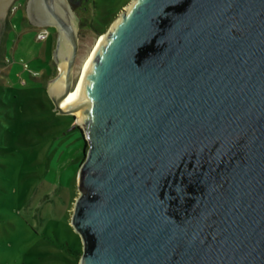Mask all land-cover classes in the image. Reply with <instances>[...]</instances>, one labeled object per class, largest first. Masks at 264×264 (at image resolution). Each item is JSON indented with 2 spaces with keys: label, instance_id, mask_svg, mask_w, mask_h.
I'll return each instance as SVG.
<instances>
[{
  "label": "water",
  "instance_id": "obj_1",
  "mask_svg": "<svg viewBox=\"0 0 264 264\" xmlns=\"http://www.w3.org/2000/svg\"><path fill=\"white\" fill-rule=\"evenodd\" d=\"M25 11L55 30L47 94L86 142L79 264H264V0H131L68 105L78 18L68 0Z\"/></svg>",
  "mask_w": 264,
  "mask_h": 264
},
{
  "label": "rangeland",
  "instance_id": "obj_2",
  "mask_svg": "<svg viewBox=\"0 0 264 264\" xmlns=\"http://www.w3.org/2000/svg\"><path fill=\"white\" fill-rule=\"evenodd\" d=\"M74 1L75 84L100 37L131 0ZM25 3L10 6L0 38V264H79L82 244L70 225L77 175L69 179L86 142L72 129L71 115L53 110L47 83L58 72L54 63L50 73L55 32L38 40L39 27L28 22ZM53 166L59 169L55 184Z\"/></svg>",
  "mask_w": 264,
  "mask_h": 264
},
{
  "label": "trees",
  "instance_id": "obj_3",
  "mask_svg": "<svg viewBox=\"0 0 264 264\" xmlns=\"http://www.w3.org/2000/svg\"><path fill=\"white\" fill-rule=\"evenodd\" d=\"M49 29H50V35H51V31H52L53 33L55 32L54 28L49 27ZM70 119H71V124H72V123H73V122H72V120H73V116H70ZM76 129L78 130V128H76ZM84 159H85V155L82 153L81 158H79L78 162L76 163V165H75L74 168H73V175L70 177L69 180H72V179H74V177H76L77 172H78V169H79L80 165L82 164V162L84 161ZM54 167H55V166L49 168V170H52L51 172H52V174L54 175V176L51 175V178H52V180H51V184H55V183H57L56 181H54V179H55V174L58 173L59 169L54 168ZM59 176L61 177V173L59 174ZM64 180H65V179H64ZM61 182L64 183L62 179H61ZM64 184H65V183H64ZM76 255H77V257H78V258H77V260H78V259L80 258V255H81V251H80V249H79L78 252H76Z\"/></svg>",
  "mask_w": 264,
  "mask_h": 264
},
{
  "label": "bare ground",
  "instance_id": "obj_4",
  "mask_svg": "<svg viewBox=\"0 0 264 264\" xmlns=\"http://www.w3.org/2000/svg\"><path fill=\"white\" fill-rule=\"evenodd\" d=\"M103 36H104V35H102V36L100 37L99 41L97 42V45H98V44L100 43V41L103 39ZM97 45L95 46V49H96ZM95 49H94V51H95ZM94 51L92 52L90 58H89V59L87 60V62L85 63L80 78L75 82L73 89H72L71 92L67 95V97L65 98V100L62 102L63 105H68V104H71V103L73 102V100H74V98H75V96H76V93H77V89H78V86H79V83H80L81 77H82L83 72H84V70H85V67H86L87 63L89 62V60L91 59V57H92Z\"/></svg>",
  "mask_w": 264,
  "mask_h": 264
},
{
  "label": "built area",
  "instance_id": "obj_5",
  "mask_svg": "<svg viewBox=\"0 0 264 264\" xmlns=\"http://www.w3.org/2000/svg\"><path fill=\"white\" fill-rule=\"evenodd\" d=\"M14 10V8H12V11ZM50 35V29L49 27H39V29L37 30V34H36V38L38 40H43L48 38Z\"/></svg>",
  "mask_w": 264,
  "mask_h": 264
},
{
  "label": "flooded vegetation",
  "instance_id": "obj_6",
  "mask_svg": "<svg viewBox=\"0 0 264 264\" xmlns=\"http://www.w3.org/2000/svg\"><path fill=\"white\" fill-rule=\"evenodd\" d=\"M69 2H70V4L72 5L73 3H75V1L74 0H68ZM73 7V6H72ZM10 15H11V13H10ZM9 13H8V15H7V20L5 21V25L4 26H6L7 24H9ZM35 27V26H34Z\"/></svg>",
  "mask_w": 264,
  "mask_h": 264
},
{
  "label": "crops",
  "instance_id": "obj_7",
  "mask_svg": "<svg viewBox=\"0 0 264 264\" xmlns=\"http://www.w3.org/2000/svg\"><path fill=\"white\" fill-rule=\"evenodd\" d=\"M5 48H6V47H5ZM54 65H55V64H54V61H53V60H51V66H50V68H51V71H50V73H52V70H53V67H54ZM50 73H49V74H50ZM49 74H48V75H49Z\"/></svg>",
  "mask_w": 264,
  "mask_h": 264
}]
</instances>
